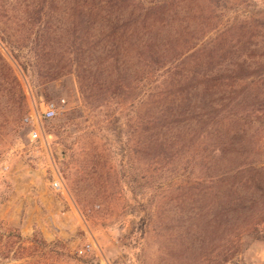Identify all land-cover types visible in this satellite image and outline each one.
Segmentation results:
<instances>
[{"label": "rangeland", "instance_id": "obj_1", "mask_svg": "<svg viewBox=\"0 0 264 264\" xmlns=\"http://www.w3.org/2000/svg\"><path fill=\"white\" fill-rule=\"evenodd\" d=\"M207 1L202 26L223 49L202 69L249 77L225 79L198 137L150 120L143 94L160 82L143 84L138 58L121 65L123 89L88 72L81 90L68 57L79 0H0V264H264V240L238 242L221 220L223 154L264 166V0ZM50 102L58 115L33 139L25 119Z\"/></svg>", "mask_w": 264, "mask_h": 264}, {"label": "trees", "instance_id": "obj_2", "mask_svg": "<svg viewBox=\"0 0 264 264\" xmlns=\"http://www.w3.org/2000/svg\"><path fill=\"white\" fill-rule=\"evenodd\" d=\"M207 2L79 0L78 42H71L77 28H68L65 33L68 43L71 42L69 62L75 68L81 90L84 92L85 74L88 72L106 75L105 85L108 88L115 85L114 88L123 89L126 71L122 66L129 59L138 58L143 62V84L154 77L160 82L158 87L143 94V103L149 106L150 120L171 121L178 127L188 126L198 137H204L202 127L221 114L212 97L225 79L234 83L249 77L241 75L243 70H247L243 66L228 76L220 71L213 72L214 69L203 70L205 65L215 61L214 58L223 49L218 39L206 36L202 26L201 20L211 8ZM45 32L49 36L52 34L48 29ZM43 35L42 31L41 38ZM34 60L37 66L50 64V59L42 52ZM115 74L117 79L113 80ZM199 127L201 129L198 130ZM222 158L228 159L222 175V181L228 188L221 214L223 227L227 232L233 228L240 229L236 236L238 242L242 238L262 241L264 166L254 164L242 154L226 157L223 154ZM240 187H248L250 191L241 195L237 192Z\"/></svg>", "mask_w": 264, "mask_h": 264}, {"label": "built area", "instance_id": "obj_3", "mask_svg": "<svg viewBox=\"0 0 264 264\" xmlns=\"http://www.w3.org/2000/svg\"><path fill=\"white\" fill-rule=\"evenodd\" d=\"M59 112V108L56 103L50 102L47 103L44 107V111L39 115V114H32L29 115L25 119V123L29 126L32 127L30 131V136L33 139H38L39 138V131L41 124L44 120H52L54 119ZM54 164V161H53ZM49 185L51 189L56 192V193H62L63 192V185L61 182L60 177L57 175V173H52L51 179L49 180ZM87 250L91 251L92 247L91 245H87Z\"/></svg>", "mask_w": 264, "mask_h": 264}]
</instances>
